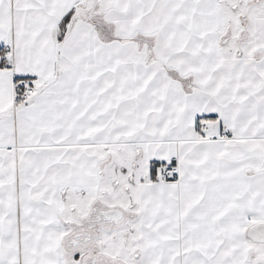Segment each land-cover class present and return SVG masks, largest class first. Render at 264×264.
<instances>
[{
  "label": "snow or ice",
  "instance_id": "obj_1",
  "mask_svg": "<svg viewBox=\"0 0 264 264\" xmlns=\"http://www.w3.org/2000/svg\"><path fill=\"white\" fill-rule=\"evenodd\" d=\"M0 264H264V0H0Z\"/></svg>",
  "mask_w": 264,
  "mask_h": 264
}]
</instances>
